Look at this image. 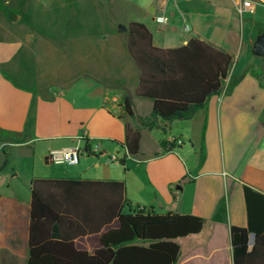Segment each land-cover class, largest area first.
<instances>
[{
    "label": "crops",
    "instance_id": "1",
    "mask_svg": "<svg viewBox=\"0 0 264 264\" xmlns=\"http://www.w3.org/2000/svg\"><path fill=\"white\" fill-rule=\"evenodd\" d=\"M245 1L252 12L240 11ZM132 22L145 24L157 47L199 38L235 61L263 34L264 0H0V264H27L35 178L124 181L133 206L206 219L200 234L179 240L178 264H234L231 229L248 226L244 186L264 192V83L248 71L264 58L253 52L261 60L249 55L234 64L225 90L190 120L160 119L159 127L144 128L153 102L136 95L140 70L128 30H120ZM127 95L133 116L124 108ZM127 124L141 129L136 157L125 147ZM174 138L183 144H172ZM79 139L80 166L65 177L14 167L40 157L53 164L51 150ZM96 143L101 152L90 154L87 146ZM17 179L28 197L15 191ZM254 240L252 234L250 250ZM76 243L97 248L95 238Z\"/></svg>",
    "mask_w": 264,
    "mask_h": 264
},
{
    "label": "trees",
    "instance_id": "2",
    "mask_svg": "<svg viewBox=\"0 0 264 264\" xmlns=\"http://www.w3.org/2000/svg\"><path fill=\"white\" fill-rule=\"evenodd\" d=\"M128 48L140 70L136 95L153 102L150 117L141 120L148 129L159 127L160 119L190 120L225 90L234 65L230 53L199 38L177 48L157 47L140 22L128 26ZM258 68L248 71L263 84L264 69L257 74ZM124 108L134 115L130 95ZM141 138L140 128L126 125L130 156L140 154ZM120 163L125 165V159ZM31 194L27 264H178L179 240L200 234L207 223L195 215L133 206L125 182L118 180L35 178ZM244 195L248 226L231 229L234 264H264V192L246 184ZM84 238L97 240L93 252L77 247L76 241Z\"/></svg>",
    "mask_w": 264,
    "mask_h": 264
},
{
    "label": "rangeland",
    "instance_id": "3",
    "mask_svg": "<svg viewBox=\"0 0 264 264\" xmlns=\"http://www.w3.org/2000/svg\"><path fill=\"white\" fill-rule=\"evenodd\" d=\"M262 30L264 31V27H262ZM242 31H243V28H242ZM247 31V30H246ZM253 52L252 51H247V46L245 45V47L243 48L242 51L239 52V55L236 57L235 59V65L236 64H239V67L243 64V62L248 59V56L251 55L253 59L255 60H261V59H258L256 57H253L254 55L252 54ZM260 62L258 65V70H257V74H260L262 71H261V68L264 69V65H263V62L261 61H258ZM9 150V149H8ZM7 150V151H8ZM83 163H81V166H82ZM78 166L80 165H67V164H64V165H58V164H46V159L45 158H37L35 160V163L34 165L30 162V161H26V163L24 162H18L17 160L14 162V167H17L19 168V170L21 171L22 174H28V173H31V172H34L35 175H41V176H44V177H57V176H60V177H65V176H61L63 175L64 173H68V172H72V171H76L78 169ZM15 184H14V188H15V191L21 196V197H28V188L27 186L22 182L20 181V179H17L14 181ZM118 224L116 223L115 226H117Z\"/></svg>",
    "mask_w": 264,
    "mask_h": 264
},
{
    "label": "built area",
    "instance_id": "4",
    "mask_svg": "<svg viewBox=\"0 0 264 264\" xmlns=\"http://www.w3.org/2000/svg\"><path fill=\"white\" fill-rule=\"evenodd\" d=\"M254 4L250 1H245L243 6L240 7V11L243 12L245 10L253 11ZM158 22L167 23L168 19L165 16H160L158 18ZM82 139H79L78 143L74 146L62 149H54L51 150L48 154V160L53 164L58 165H78L81 159V155L83 153V148L81 147ZM170 142L174 145H182L183 141L181 139H171ZM90 154H99L101 152V144L96 143L92 148L90 147ZM113 161H118L117 157L113 158Z\"/></svg>",
    "mask_w": 264,
    "mask_h": 264
},
{
    "label": "water",
    "instance_id": "5",
    "mask_svg": "<svg viewBox=\"0 0 264 264\" xmlns=\"http://www.w3.org/2000/svg\"><path fill=\"white\" fill-rule=\"evenodd\" d=\"M120 30L125 32L128 29L125 26H120ZM253 52L255 56L259 58H264V34L258 36L253 47Z\"/></svg>",
    "mask_w": 264,
    "mask_h": 264
}]
</instances>
